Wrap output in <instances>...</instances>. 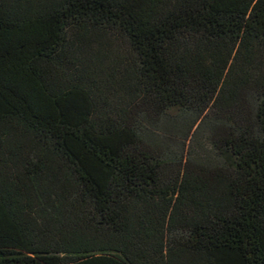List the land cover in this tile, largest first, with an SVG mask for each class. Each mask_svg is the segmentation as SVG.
<instances>
[{"label":"trees","instance_id":"obj_1","mask_svg":"<svg viewBox=\"0 0 264 264\" xmlns=\"http://www.w3.org/2000/svg\"><path fill=\"white\" fill-rule=\"evenodd\" d=\"M0 264H264V0H0Z\"/></svg>","mask_w":264,"mask_h":264}]
</instances>
